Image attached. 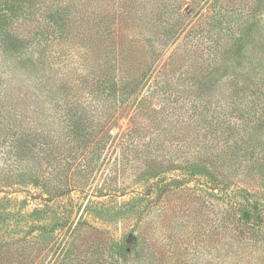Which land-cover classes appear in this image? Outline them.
Returning <instances> with one entry per match:
<instances>
[{"label": "trees", "instance_id": "1", "mask_svg": "<svg viewBox=\"0 0 264 264\" xmlns=\"http://www.w3.org/2000/svg\"><path fill=\"white\" fill-rule=\"evenodd\" d=\"M183 3L185 0H0V192L7 193L5 198L10 201L5 188L20 186L31 196L38 191L43 201L30 213L19 212V216L28 217L33 229L14 234L10 241L3 239L0 264H32L36 259L33 251L45 258L55 256L54 264H105L107 247L113 256L108 264L140 253L141 236L127 250L116 236L106 235L93 223L87 228L75 224L67 245L58 242L61 236L57 233L66 224L70 223L68 230L73 225V201L64 200L67 195L86 192L90 197L84 210H90L92 195L113 198L122 194L113 178L99 192L87 187L90 159L97 163L112 145L131 146L136 153L146 154L134 165L144 164L150 170V180L161 176L123 205L105 207L102 203L101 217L111 212L117 216L123 206L150 212L171 190L193 182L206 184L221 192L212 194L220 196L224 213L217 216L215 212L209 235L214 241L224 237L222 244L230 254L220 262L208 259L206 264H239L244 252L249 258L258 253L264 256V186L241 185L243 177L252 175L264 151V141L258 138L264 126V74L255 86L246 83L242 88L251 92L242 96L235 93L240 91L238 86L226 88L233 80L230 77L239 72L237 62L243 47L235 46L236 40L231 42L233 49L226 51V62L212 42H205L210 50L206 57L204 47L198 50V38L157 68L162 55L185 29L179 15ZM17 69L19 75L10 72ZM214 75L226 77L223 84L229 93L219 108L211 109L210 100L198 104L197 99L208 94L206 89L216 88L209 87L218 85L216 80L211 84L204 80ZM195 87L199 91L191 94L188 104L186 89ZM230 97L243 99L229 102ZM133 109V125L116 141L118 135L112 134V127L124 111L128 114ZM140 114L145 125L137 120ZM207 126L210 130L204 136L210 133L211 141L196 149L193 138ZM166 140L170 143L160 147ZM163 156L175 158H158ZM258 166L264 179V162ZM172 169L182 173L174 177L159 174ZM15 214L2 211L0 217L6 222ZM66 236L67 231L62 240ZM217 248L218 244H213L207 249L212 253ZM94 254L100 257L95 259Z\"/></svg>", "mask_w": 264, "mask_h": 264}, {"label": "rangeland", "instance_id": "2", "mask_svg": "<svg viewBox=\"0 0 264 264\" xmlns=\"http://www.w3.org/2000/svg\"><path fill=\"white\" fill-rule=\"evenodd\" d=\"M198 2L199 4H197ZM181 7L182 12L179 14L181 19L180 22L182 25L185 24V29L181 32L180 37L162 55L157 68H160V66L165 61H168L172 55L184 51L186 47L188 48L191 41L196 43L198 38L200 39V45L198 46L199 51L201 47H204L207 57L210 50L206 48L205 45L212 42L219 50V53H223V58L226 62V51L233 49L234 43L231 42L236 40L237 44H235V46L243 47L242 54L237 62L239 72L235 77L234 72L237 70V67H235L233 75H231L234 77H230V79L233 80H229L226 83V88L228 86H234L233 88L238 86L240 91L235 93L240 96L246 91L250 93L251 89L245 90L242 87H244L246 83L252 84L253 82L254 85L257 78L263 77L264 74V0H195V3L192 5H190L188 0H185V3H183ZM189 30L190 33L187 35ZM215 41L217 43H215ZM238 41L240 42L239 44ZM213 52L215 53L217 50ZM244 67H246V69ZM1 68L4 69V67ZM220 68L223 70L222 67ZM243 68L244 70H242ZM19 71L18 69L10 70V72L16 75H19ZM191 77L190 79L195 81L199 79L193 76ZM21 78L23 80L29 79L24 77ZM225 78L224 75H214L211 79L210 77L205 78L204 80L207 84L218 82V85H210L209 87L216 88L206 89L208 94L199 96L197 99L198 104L210 100L208 104L209 107L211 106V109L214 107L219 108L222 105L221 102L229 93L223 84L225 83ZM153 79L154 77H152L150 81H153ZM190 79L188 78L187 80L190 82ZM200 80L202 79L200 78ZM215 80L217 82H215ZM180 88L182 89L183 86ZM186 90L185 93L190 96L188 97L185 95L187 97L186 101L189 104L191 103V94L197 93L199 88L195 87L191 91H188L189 89ZM172 95L173 98L179 97V95ZM239 99H243V97H230L228 101L231 102ZM124 112L126 113V111ZM134 112L135 110L133 109L128 114L124 113V115L117 120V124L112 127V134L118 135L116 141H118L121 134L124 135L133 125L131 116ZM199 116L198 114H193L192 117L198 118ZM137 120L145 125L144 118L141 114L137 116ZM161 128L165 129V126H161ZM206 128L207 130L202 129L200 135L197 132L193 138L192 143L196 149H201L202 145H209L208 140L211 141V136H209L210 133L204 136V133L210 130L208 126ZM260 132L258 138L262 137L264 141V126L260 127ZM169 143L170 140H166L165 143L161 141L160 147H164V144L168 145ZM113 144L116 143L114 142ZM114 147L115 145H112L109 147L108 151L107 149L104 150L97 163L90 159V169L92 171H89L86 178L88 179L87 187H90L91 191L94 190L96 192L98 189L100 191L101 186L105 184L109 185V181L113 178L112 183L114 185L116 183L117 186L122 189V194L113 198L108 196H96L94 194L91 197L94 200V204L90 210H84L85 204L90 197V195H86V192L73 191L71 195H67L64 200L71 198L73 201V216L70 221L73 222V225L72 228L68 230L70 225V223H68L62 231L57 233L58 236H61V239H58L61 246L67 245L66 240L69 239V235L75 224L79 226L85 225L84 228H87L93 223L94 226L103 228L102 231L106 235L112 234L116 236L121 245L127 250H130V247H134V242L137 240V237H142L140 253H133L130 259L123 262L119 260L118 264H206L208 262H206V260L208 259L214 258L215 262H220L224 260V257L226 259L230 255L227 253V246L224 248L222 244L225 241L224 237L221 241L218 237L216 241H214L209 235L214 229L215 212H217V216L218 213L219 216L224 213L222 212L223 203H221L220 196L212 194L216 193L220 195L221 192L217 189L213 190L206 187V184L193 182L189 185L173 189L162 198L160 197L161 201L154 204L150 212L143 210L140 213L138 211L140 209L136 211L123 206V211L117 216L113 214L114 212H111L110 214L103 215L104 218L101 217L98 212L102 206L106 205L105 207H110L114 204L123 205L125 201L129 200L131 197L147 190L149 184L161 176L158 175L155 179L150 180V170L147 169L144 164L138 163L137 166L134 165L138 162V159L144 160L146 154L143 156L144 154L142 155L139 152L136 153L132 150L131 146L121 147L118 145L117 148ZM173 148H175L174 145ZM263 155L264 151L259 155L260 159L252 175L243 177L241 185L249 188L258 186L263 189L264 179L260 178L263 176V173L260 174L258 172L262 170L258 165L263 164ZM91 156L92 154H90V157ZM104 156H106V158L100 170L96 173L99 162H101ZM148 156H151L152 159L155 157L150 154H148ZM158 158L167 161H169L170 158V160L173 161L175 156L172 158L167 156ZM175 162V164L179 163L178 159H176ZM34 166L38 167V164L35 163ZM35 170L40 171L38 168H35ZM106 173L111 177H108ZM161 173L162 176L165 174L168 177H174L178 176L182 171L180 169H172L167 172L161 171L159 174ZM5 190L10 192V196L7 197H11L12 199L7 201L8 199H6L5 196L8 194L2 191L0 192V213L2 211L3 214H5V211L13 212L16 213V217L14 219H6V222L0 217V245L3 243L4 238L10 241L14 234L17 236L26 233L28 229H33L34 225L28 220V217L19 216V212H23L22 214L25 215L30 213L35 207L42 206L43 204V201L38 197V191L36 194L32 193L33 196H31L29 193L25 192L26 189L24 187L20 186L6 187ZM164 191L165 190H163V192ZM157 198L158 196H155L154 200ZM23 201H26V204H23ZM116 202L118 203L116 204ZM79 204H81V206H79ZM95 208L96 210H94ZM92 210H94V212ZM66 231L67 236L62 240ZM8 235L9 237H7ZM153 243H155V245H153ZM213 244H218V248L217 251L214 250L211 253L207 248ZM84 247L85 246H82V248ZM87 247L88 245L85 247L84 252ZM233 248L236 249L237 245H234ZM109 249L111 248L107 247L103 253L105 257H108V261L103 260L105 264L113 260V256L109 254ZM154 249L155 252L151 251ZM32 254H35L34 256L36 258L32 264H40V261H42L41 264H54L55 256L51 258V255L45 258L43 254L37 255L35 251H33ZM84 256H88V253ZM93 256H95V259L100 257H96L95 254ZM95 259L94 263L96 262ZM85 261H88V257L85 258ZM55 264L59 263L55 262ZM239 264H264V256L258 253L254 254L253 258H249V254L244 252L243 258H240Z\"/></svg>", "mask_w": 264, "mask_h": 264}]
</instances>
